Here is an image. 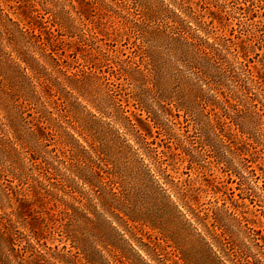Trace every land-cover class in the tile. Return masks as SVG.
I'll return each mask as SVG.
<instances>
[{
	"label": "trees",
	"instance_id": "16d2710c",
	"mask_svg": "<svg viewBox=\"0 0 264 264\" xmlns=\"http://www.w3.org/2000/svg\"><path fill=\"white\" fill-rule=\"evenodd\" d=\"M37 1L43 12L32 0H0V264H40L30 258L31 239L44 227L73 238L85 264H113L96 245L84 247L74 226L89 236L108 227L124 237L108 216L126 225L145 216L131 207V191L162 185L140 157L167 170L165 151L148 140L154 132L190 166L204 169L203 157L212 154L229 174L237 166L223 141L235 142L228 151L239 159L240 185L247 184L248 163L264 158V57L260 67L254 63L264 51V23L257 9L247 6L240 18L228 0ZM227 15L239 18L237 27ZM88 24L92 39L112 37L113 48L93 45ZM63 36L78 42L74 52L66 53ZM80 44L100 61L68 63ZM5 180L19 186L12 196ZM164 182L190 209L198 200L190 184ZM256 192L264 199V190ZM168 198L154 197L165 205ZM14 202L16 209L5 211ZM214 202L204 218L217 244L236 245L239 264H264V234L255 236L260 217L247 226L225 202ZM206 244L214 253L215 244Z\"/></svg>",
	"mask_w": 264,
	"mask_h": 264
},
{
	"label": "rangeland",
	"instance_id": "374dc122",
	"mask_svg": "<svg viewBox=\"0 0 264 264\" xmlns=\"http://www.w3.org/2000/svg\"><path fill=\"white\" fill-rule=\"evenodd\" d=\"M32 1L43 12L39 2L37 0ZM47 1L52 6L55 0ZM227 2L228 8L240 18H243L242 15H244L247 6L257 9L259 14L255 19L257 22L261 20L264 23V8L259 9V6H257L258 4L264 7V0H256L254 5L249 4L247 0H228ZM12 5H15L14 8H17L19 4L12 2ZM45 16L50 17L48 14ZM227 16L229 27H237L239 18L231 15ZM91 26V24H88V29L85 31L88 34L86 38L91 40L93 45H100L106 49L113 48L110 45L113 40L112 37H105V39L101 40L99 38L101 35L99 34V37H93L92 39L89 34H93L90 31ZM228 29L225 32L229 33ZM63 37V46L66 53L74 52L75 45H79L78 42L75 43V38ZM241 39L235 38L236 44H239V41H242ZM243 39L246 40L247 38L245 37ZM84 46L80 44V50L77 56L73 57L68 54L65 56V59L69 61L68 63L85 67L92 62L98 63L100 61L99 58L102 57H92L93 54H90V46ZM124 47L121 43H117L115 46V48L121 49ZM258 52L260 55L255 57L254 63L260 67L258 60L264 57V51L260 49ZM239 59L243 60V57H239ZM189 134L191 135V141L195 145H200L197 134L192 130ZM154 135L148 140L152 142L151 146L157 147L158 152L165 151V153L161 154L167 159V162L163 165V167L167 166V170L165 172L159 170L160 168L155 166L156 164L152 156L148 154H143V157H140L141 155L139 156L142 162L150 167L152 173H156V177L160 180V185L164 188L159 187L155 190L141 189L139 191H131L134 196L131 200L133 204H131V207L143 211L145 216L139 221L130 222L127 225L119 218L108 216L112 225L122 232L124 237L120 236L118 231L108 227L103 228L101 231L98 229L96 233L89 236L90 233L87 229L74 226L76 230L75 234L79 235V241L87 248H89L90 244L96 245L104 254L111 258L113 264H185L182 256L188 257L196 264H239V248L229 242H226L223 246L219 245L220 243L217 244L213 234H209V223L204 217L208 207L210 208L216 203L214 202L215 200H218L219 205L225 202L233 211L238 213L244 225L256 226L258 224L255 221H258L260 217L263 224L261 227L262 231L261 234L256 233L255 236L261 237L264 234V199L257 195L256 190L263 191L264 189H258L256 184L264 187V158L258 162L250 161L248 163V170L243 171L248 176L246 180L247 184L244 185L242 183L240 185L241 180L238 176L240 172L238 170L242 171V169L239 164V159L237 154H231L228 151L227 146L229 144V149L234 151L236 145H238L235 142L229 143L228 140L223 141L226 154L231 157L234 156L233 161L237 169L235 168L233 171L237 172V175L233 171L232 174L223 172L214 163L215 158L212 154H207L203 157L202 161L207 165L204 169L190 166L185 159L178 158L172 155L170 151H166L164 141L157 137L156 132H154ZM131 142L134 144L135 140L131 139ZM138 147L141 146L138 145ZM247 157L250 159V155H247ZM229 172L231 173V171ZM172 180L178 184H190L193 189L198 191V200L191 204V209L186 204L179 202L177 198L178 188L164 182ZM16 184V181H4V185L10 188L8 190L11 192V196L13 195L12 191L15 193L19 187ZM215 184L221 189L219 193L214 192L216 190ZM26 187L27 185L24 186V188ZM161 195L170 196L166 200L167 205L165 203L161 204L154 199V197H160ZM12 205L13 207H8L5 211L10 212L15 210L16 203L14 202ZM44 216L47 215L44 214ZM20 228L28 233V228L22 226ZM72 239H68L64 233L62 235L57 234L54 228L44 227L42 236L38 241L35 238L31 239L32 246L34 247L33 254H31L32 256L30 258L34 261L37 260L40 264H85L82 254L78 253V250L74 247L76 242ZM110 241L114 243L113 246H111ZM206 241L215 244L214 253L209 250ZM86 243H89V245ZM130 244L134 248L130 247ZM121 251L127 253V256H122Z\"/></svg>",
	"mask_w": 264,
	"mask_h": 264
}]
</instances>
